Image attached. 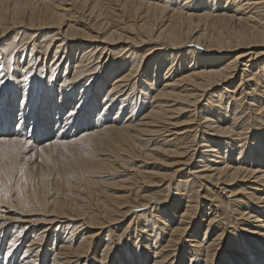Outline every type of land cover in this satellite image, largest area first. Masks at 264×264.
<instances>
[{"label":"bare ground","instance_id":"bare-ground-1","mask_svg":"<svg viewBox=\"0 0 264 264\" xmlns=\"http://www.w3.org/2000/svg\"><path fill=\"white\" fill-rule=\"evenodd\" d=\"M201 1L0 0L7 122L18 93L16 132L27 110L42 134L83 128L67 151L59 134L35 147L67 152L66 173L25 171L26 195H0V264H264V0ZM156 153L174 167L144 176ZM110 172L124 196L102 189Z\"/></svg>","mask_w":264,"mask_h":264},{"label":"rangeland","instance_id":"rangeland-1","mask_svg":"<svg viewBox=\"0 0 264 264\" xmlns=\"http://www.w3.org/2000/svg\"><path fill=\"white\" fill-rule=\"evenodd\" d=\"M223 2H224V0H218V4L220 6H223L224 5V4H222ZM216 4H217V2H215L214 5H216ZM205 5H207V2L205 0H202L201 2H198L197 3L196 9L197 8H201V7H204ZM168 6L173 7L174 4L170 2V3H168ZM226 27L229 30H231L232 32L235 31V29L238 28L237 24H234L232 22H230V24L227 25ZM229 30H227V31H229ZM45 32L46 31H43L41 33H45ZM39 34H40V32H39ZM124 36H127V35H124ZM43 37L44 36H41L39 39H35L36 37L33 36V39L35 41L37 40L39 42V41H41L43 39ZM0 41L5 42L6 40L3 39V40H0ZM119 45L121 46L123 44H119ZM119 47L117 48V51H119ZM185 51L186 50H184L183 52H185ZM241 51H243V50L237 51L236 54L240 53ZM159 58H160V55L159 54L154 57V59H156L157 62L159 61ZM50 59H51V55L48 57V59H47L46 62L49 63L50 62ZM74 61L75 60H73L72 63H70V65L73 64ZM258 61H261V60H258ZM40 63H42V61H40ZM178 66L179 65H177V67ZM175 69H176V67L173 68V70H175ZM62 71L63 70L60 69V73L57 71L56 74L58 73L57 75H60V74L63 73ZM174 75H176L175 76V78H176L177 77V74H174ZM235 82H238L237 81V78H233L231 80V84L230 85L227 84L226 85V88L227 87H230L229 90H231V88L233 87V83H235ZM43 83H44V81H43ZM42 87H43V85L40 86L38 92H40L42 90ZM12 91H14V89ZM220 91L221 90H217L216 91V94L217 93H220ZM16 95H18V96H15L14 98L16 99L18 97V100H15L14 99L15 100V103H14V107L13 108L11 107L12 110H10V112H12V114H11V119L8 120L9 122H7V118L4 117L5 116V113L3 112L4 111V108L6 107V105L3 107V104L4 103H0V115H1L0 116V133H2L4 137L9 138V137H12V134L15 135V133H18V134H21L22 135V134H25V133H28L29 132L28 133V136H30V138H28V139H30L32 141V144L29 146V148L22 155L23 156H31L33 152L36 153L35 160L34 161H29V163L25 167V171H28V173H32V175H33L34 178H36L37 172L39 170L44 171L45 173H50L52 176H53V174H54L55 171L57 172V170L60 171V172L66 173L68 171V166H67L68 160L66 158V153L67 152L55 150V151L52 152V155L49 156L48 159H46L42 163H39L38 160L40 158V155L38 154L37 148H35V147H38L41 144V140L44 137L46 138L44 140H46V141L47 140L52 141V140H54L55 137H57L58 134H59V137H60L59 139L65 140V141H71L74 137H77L79 135V133L82 131L83 128L76 129L72 125H65L64 126V124L62 123V121L57 120V121H52L51 126L48 127L49 128L48 131L45 132V134L44 133L42 134L41 133V129L42 128H45L46 126H42L41 125L42 123H40V124L36 125L35 128L32 129L31 127H33V125H32V123H33V121H32L33 120V116H29L31 110H27V112L25 114V116H26V123H24L23 127L20 128L19 130H17V132H16V129H17L16 125L18 124V119H19V116L18 115H19V112H20L18 105L21 104V102H22L21 95L18 94V93H16ZM226 95L227 94H224L223 97H222V101L223 102L226 101V99H227V96ZM101 96L103 97V95H101ZM146 99L148 100V97ZM100 100H97L96 101V104L99 103ZM223 102H221V103H223ZM29 103L30 102H28L26 104L24 103V106L25 105H28ZM26 107L27 106H25V108ZM29 107H31V105H29ZM125 110L126 109H124L123 111L125 112ZM136 111H137V109H136ZM64 114H65V112L63 113V115ZM136 115L138 116V113ZM9 116H8V118H9ZM95 118H96V116H93V119H95ZM185 120H186V118H182L181 119V121H185ZM88 122L90 124L92 123L91 120H88ZM93 123L91 125H92V128L94 130L95 127H93L94 126ZM38 133H41V135H38ZM40 137H42V138H40ZM38 138H40V139H38ZM195 156H197V152H196ZM61 157H63V159H61ZM174 160H176V159L169 158V156H166V155H162V154H159V153L153 154L146 161L147 165H145V169H143V173L145 174L144 176H155V178H161L162 176L168 175L169 174V169L172 168V167H174V165H175V164L172 163ZM49 161H51V163H49ZM197 161H198V159L197 158L196 159L194 158V160L192 161L191 166H189V168L195 169L196 167H201L200 166L201 164H198ZM19 163H21V161H19ZM207 163L208 162H206V164ZM198 169H200V168H198ZM119 170H120L119 173H121L122 172L121 171L122 169H119ZM119 173H115L114 174V173H111L110 172L107 175L106 174H101L100 176H98V177H100L98 180L104 182L102 184V187H103L102 189L105 191V194L113 195V196H115V195L124 196V192L120 188V186H121V181H123L125 179V177H123L124 175H120ZM200 173H206V172H203L202 171ZM16 179L17 180L15 181V183L13 184V186L10 185V189H8V191H7V197L12 196V192L13 191H16L17 185H20L23 188V195H26V192H27V190L29 188V186H28V183L29 182H27L26 185H23L22 184V181L26 179L24 176L23 177L22 176H20V177L17 176ZM116 181H118L120 183H115ZM159 186H160V184H155L153 186H150V191H148L147 193H149L150 195L157 194L158 191H160L161 189H163V188H158ZM16 192H18V191H16ZM18 193L21 196L20 192H18ZM21 197H23V196H21ZM12 210H13L12 212H7L8 214H4L5 215V219H15L16 217L19 216V214L16 213V212H18L16 209H12ZM123 210L124 209H121L119 211H123ZM128 215L129 216H127L126 218L121 219L122 221H120V222L116 223L114 226H111L110 227L111 229H113V228H115L117 226L116 229L119 230L118 235L121 234V232L123 231V229H125L126 226L128 225V220L131 219V215L130 214H128ZM34 218H40V216H34ZM5 221H7V220H1V222H5ZM157 223L158 224H156L154 226V229L159 226V221ZM240 223H242V222H240ZM118 227H119V229H118ZM202 228H204V227L202 226L200 228V230H202ZM9 231L10 230L8 229L7 230V232H8L7 234H9ZM241 231L242 232L238 234V239L245 241L246 239L249 238V234H248L249 232L244 231V230H241ZM245 233H247V234H245ZM28 236H30V234ZM45 246L46 247H44V248H49V246H51V245L49 243V244H45ZM224 246H228L227 243L224 244ZM223 249H224V247H223ZM222 252H223V250L221 251V253ZM19 255H21V254H19ZM111 258H113V256Z\"/></svg>","mask_w":264,"mask_h":264},{"label":"snow or ice","instance_id":"snow-or-ice-1","mask_svg":"<svg viewBox=\"0 0 264 264\" xmlns=\"http://www.w3.org/2000/svg\"><path fill=\"white\" fill-rule=\"evenodd\" d=\"M24 79L27 80V76H25ZM0 83H3V81H0ZM69 115H72V113H69ZM16 127L18 128L19 125L17 124ZM84 139L85 136L80 137L81 142ZM55 143L65 147V151H67L66 145L68 143L75 144L76 141H55ZM31 144L32 141L30 139H20L18 138V134L12 136V138H4L3 134L0 133V195H3L5 199L7 198L9 186L13 184L14 174L19 172L20 176H25L26 165L29 161L35 160V152H33L31 156L22 155ZM37 151L40 153L41 161L43 162L45 159V149L39 148ZM61 159H63V157H61ZM18 161H21V163H17ZM49 163H51V161H49ZM27 182V179H25L22 181V184L26 185ZM16 191L20 192L21 196H23V188L20 185H17Z\"/></svg>","mask_w":264,"mask_h":264}]
</instances>
